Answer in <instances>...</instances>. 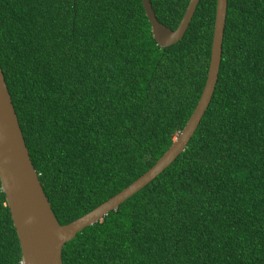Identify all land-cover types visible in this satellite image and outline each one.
I'll return each mask as SVG.
<instances>
[{
  "label": "trees",
  "instance_id": "obj_1",
  "mask_svg": "<svg viewBox=\"0 0 264 264\" xmlns=\"http://www.w3.org/2000/svg\"><path fill=\"white\" fill-rule=\"evenodd\" d=\"M189 0H150L175 29ZM216 0L176 43L154 41L140 0H0V67L60 224L146 172L193 112ZM62 264H264V0H227L210 103L186 148L79 231ZM0 264L21 252L0 187Z\"/></svg>",
  "mask_w": 264,
  "mask_h": 264
},
{
  "label": "water",
  "instance_id": "obj_2",
  "mask_svg": "<svg viewBox=\"0 0 264 264\" xmlns=\"http://www.w3.org/2000/svg\"><path fill=\"white\" fill-rule=\"evenodd\" d=\"M152 37L160 47L184 35L199 0H189L175 29L161 23L150 0H140ZM227 0H216L207 76L193 112L167 150L141 176L92 210L60 224L40 183L0 67V187L5 195L21 252V264H62L61 250L83 228L100 221L110 211L150 183L186 148L212 98L219 73Z\"/></svg>",
  "mask_w": 264,
  "mask_h": 264
}]
</instances>
